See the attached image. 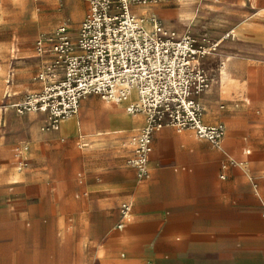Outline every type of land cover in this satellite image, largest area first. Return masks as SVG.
Wrapping results in <instances>:
<instances>
[{"label": "rangeland", "instance_id": "obj_1", "mask_svg": "<svg viewBox=\"0 0 264 264\" xmlns=\"http://www.w3.org/2000/svg\"><path fill=\"white\" fill-rule=\"evenodd\" d=\"M149 5L163 25L176 33L174 38L189 28L193 44L212 51L200 58L211 77L205 90L211 89L210 110L198 100L202 117L211 118L208 123L221 119L224 133L229 126L243 129L232 133L230 143H223L224 134L216 145L230 161L246 156V149L250 150L247 156L252 155L256 141L264 142V83H257V76L264 79V60H256L253 52L258 50L250 46L253 39L264 40V30L252 32V23L264 25V0H151ZM87 7V0H0V264H91V242L100 238L107 224L116 225L123 201L135 202L127 196L131 190L93 184L124 177L143 181L124 163L132 130L91 133L89 139L84 131L60 136L48 128L44 114H20L11 106L28 87L34 88L39 67L35 38L61 23L76 29ZM215 17L230 24L240 19L246 23L221 29L212 23ZM230 29L234 32L221 38ZM215 42L218 45L212 49ZM225 55L230 56V73L244 81V99H231L243 92V84L226 73ZM9 74L15 77L10 84L15 95L6 98L3 91ZM220 82L225 98L218 93ZM95 101L115 104L87 94L77 106L80 121L90 117L88 106ZM102 117L103 113L93 115ZM96 203L110 210H89Z\"/></svg>", "mask_w": 264, "mask_h": 264}, {"label": "crops", "instance_id": "obj_2", "mask_svg": "<svg viewBox=\"0 0 264 264\" xmlns=\"http://www.w3.org/2000/svg\"><path fill=\"white\" fill-rule=\"evenodd\" d=\"M84 10L85 7L80 14ZM211 21L221 29L246 23L240 19L230 24L221 17ZM186 22L194 23L193 20ZM252 25L253 35L264 30V25ZM229 31L232 34L234 29ZM221 38H226L225 33ZM250 44L258 50L253 52L256 60H264L261 54L264 53V40L253 39ZM229 58L225 55L222 61L226 73L233 81L243 84V92L231 99H244V81L230 73ZM257 83H264V79L257 76ZM32 85L34 88L28 87L29 91L39 89L41 82L35 78ZM210 92L211 89L197 97L208 110L211 108ZM218 93L223 97L221 82ZM254 93L258 96V89ZM93 104L88 106L89 118L80 121L77 109L74 115L61 120L56 129L59 135L84 131L89 139L91 133L104 131L132 130L134 133L144 123L143 114L131 115L123 105L102 101ZM102 113V118H93ZM223 119L230 120L228 116ZM206 120L208 123L212 119ZM215 122L223 123L221 119ZM241 131L242 128L229 126L223 143H230L232 133ZM129 142L124 163L132 150L131 137ZM255 144L257 149L252 155L247 156L250 150L246 149L243 151L246 156L233 163L226 153L222 154L215 145L197 138L192 130L163 127L156 131L149 154L148 178L139 182L124 177L115 182L93 184L107 186L110 190H131L127 196L135 202L127 200L132 203L131 215L121 226H117L121 220L118 212L116 225L107 224L100 238L91 242V264H264V142L257 140ZM223 163L228 164L225 169H221ZM89 210L104 212L110 209L96 203Z\"/></svg>", "mask_w": 264, "mask_h": 264}, {"label": "built area", "instance_id": "obj_3", "mask_svg": "<svg viewBox=\"0 0 264 264\" xmlns=\"http://www.w3.org/2000/svg\"><path fill=\"white\" fill-rule=\"evenodd\" d=\"M150 2L87 0L76 29L61 23L52 32L38 35L34 50L40 66L35 78L41 86L11 102L16 113L44 114L48 128L56 130L61 117L76 111L81 97L96 94L117 103L134 87L137 100L125 109L143 114L144 123L131 136L127 163L139 180L150 175L149 154L156 131L189 129L216 146L225 128L222 122H205L197 100L211 83L200 62L210 52L195 46L189 36L165 35L163 21ZM12 80L9 74L6 98L15 95ZM227 165L223 163L221 169ZM131 207L130 201L120 204L117 226L130 217Z\"/></svg>", "mask_w": 264, "mask_h": 264}, {"label": "bare ground", "instance_id": "obj_4", "mask_svg": "<svg viewBox=\"0 0 264 264\" xmlns=\"http://www.w3.org/2000/svg\"><path fill=\"white\" fill-rule=\"evenodd\" d=\"M173 25H176V24H171V26H173ZM185 31H186V32H185ZM185 31H184L185 34H184L183 36H189V35H188V34H189V33H188V29H186ZM228 33H231V31H229ZM164 34H165V35L172 36V37H175V36H176V33H175L173 30L167 29L165 26H164ZM183 36H182V37H183ZM220 41H221V40H220ZM216 43H217V42H216ZM216 46H217V45H215L214 43H212L211 48H212V49H215ZM202 49L208 50V52L212 53V51H211L210 49H208V48H202ZM136 100H137V95H136L135 88H134V87H130V88L127 89V92H126L124 95H122V96L120 97L119 101H118L117 103H115V104H117V105H123L124 108H125V106L128 105L130 102H133V101H136ZM125 111H126L127 113L131 114V115H134V114L128 112L126 109H125ZM76 112H77V109H76L75 112H73V113H69V114L65 115L64 117H61V118L59 119V123H60L61 120L65 119V118H67V117H69V116H71V115H74ZM20 114H21V113H20Z\"/></svg>", "mask_w": 264, "mask_h": 264}]
</instances>
